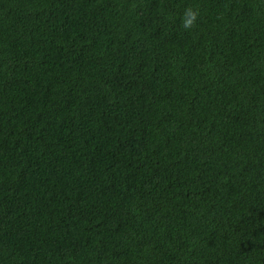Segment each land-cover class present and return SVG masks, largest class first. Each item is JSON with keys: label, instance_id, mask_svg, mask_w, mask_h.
Returning a JSON list of instances; mask_svg holds the SVG:
<instances>
[{"label": "trees", "instance_id": "16d2710c", "mask_svg": "<svg viewBox=\"0 0 264 264\" xmlns=\"http://www.w3.org/2000/svg\"><path fill=\"white\" fill-rule=\"evenodd\" d=\"M0 264H264V0H0Z\"/></svg>", "mask_w": 264, "mask_h": 264}, {"label": "clouds", "instance_id": "9594fccd", "mask_svg": "<svg viewBox=\"0 0 264 264\" xmlns=\"http://www.w3.org/2000/svg\"><path fill=\"white\" fill-rule=\"evenodd\" d=\"M197 15L198 13L196 11H193L192 8H187L185 10L186 19H184L183 27L185 29H189L193 25L194 21L196 20Z\"/></svg>", "mask_w": 264, "mask_h": 264}]
</instances>
